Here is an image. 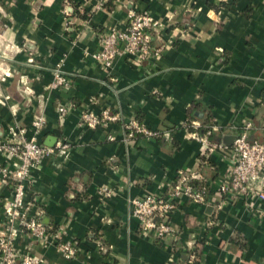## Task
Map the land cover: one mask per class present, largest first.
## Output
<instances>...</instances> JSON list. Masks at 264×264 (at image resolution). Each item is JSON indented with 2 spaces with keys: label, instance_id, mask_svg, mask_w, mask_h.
I'll return each mask as SVG.
<instances>
[{
  "label": "crops",
  "instance_id": "1",
  "mask_svg": "<svg viewBox=\"0 0 264 264\" xmlns=\"http://www.w3.org/2000/svg\"><path fill=\"white\" fill-rule=\"evenodd\" d=\"M132 10L162 24L154 44L163 51L142 66L118 56L107 73L93 55ZM57 67L69 84L53 88ZM68 104L59 118L57 106ZM103 109L121 119L81 126L83 112ZM38 118L36 141L53 151L31 171L24 201L49 237L37 243L10 220L11 187L2 186L0 236L11 235L17 252L42 264H264V202L225 200L217 188L228 179L229 150L207 165L187 127L214 122L212 138L223 142L251 123L249 140L262 141L264 0H0V142L13 128L33 137ZM131 120L157 137L127 142L122 124ZM63 142L68 149L55 146ZM179 170L207 183V203L180 200L170 216L175 238L156 241L140 233L129 202L159 193ZM56 241L74 243V258Z\"/></svg>",
  "mask_w": 264,
  "mask_h": 264
},
{
  "label": "built area",
  "instance_id": "2",
  "mask_svg": "<svg viewBox=\"0 0 264 264\" xmlns=\"http://www.w3.org/2000/svg\"><path fill=\"white\" fill-rule=\"evenodd\" d=\"M103 2L97 4L95 9L101 8ZM70 9V7H69ZM71 11V9H70ZM69 21L71 12H65ZM162 27L147 11L132 10L128 14L127 25L122 30H112L101 36L100 51L93 58L110 72L116 57L123 56L133 66H142L147 61L157 58L163 51L162 46L154 44V37ZM69 84L60 68L53 71L52 87H63ZM72 105H58L59 118H64L71 110ZM119 114L103 109L99 114L85 111L80 116V124L88 129H96L106 124L118 122ZM44 121L38 118L33 122L34 136L25 137V130L11 129V137L6 142H0V188L9 185L11 196L5 201L4 209L11 221H18L26 234L35 242L45 243L49 237L47 227L36 216L29 215L28 205L24 201L25 192L31 182V171L39 166L42 159L53 151L52 148L39 144L36 135L42 129ZM125 140L130 142L137 137H157L158 132L147 128L138 120H131L122 124ZM191 128V139L198 142L202 148V157L207 160L217 153L224 157L230 152V168L228 179L218 185V192L225 200L243 198L258 199L264 202V133L262 141L249 140L251 123H247L240 131L233 135L231 145L212 139L218 126L214 122L201 124L192 121L187 126ZM264 130V129H263ZM109 141H113L111 136ZM62 150L68 149V144L55 145ZM195 173L179 170L173 183L165 186L159 193H144L142 196L129 202L130 216L138 220L140 233L150 235L156 241L175 238V231L170 222V216L182 199L188 202L204 205L207 203L209 186L206 182L202 187L192 186L191 182L197 180ZM105 197L111 191L103 189ZM246 206L253 212V204L247 202ZM12 237L0 236V264H42L36 256L29 252H17L12 245ZM55 250L65 259H72L76 253V246L70 242L56 241Z\"/></svg>",
  "mask_w": 264,
  "mask_h": 264
},
{
  "label": "trees",
  "instance_id": "3",
  "mask_svg": "<svg viewBox=\"0 0 264 264\" xmlns=\"http://www.w3.org/2000/svg\"><path fill=\"white\" fill-rule=\"evenodd\" d=\"M214 136V135H213ZM212 138V137H211ZM213 139V138H212ZM202 160V162H204V163H206L207 165L209 164H211V162H210V160H207V159H205L204 157H202L201 158ZM191 184H192V186H194V187H197V188H200V187H202V183L201 182H196V181H192L191 182ZM209 192H210V190H209ZM208 195H209V193H208Z\"/></svg>",
  "mask_w": 264,
  "mask_h": 264
},
{
  "label": "water",
  "instance_id": "4",
  "mask_svg": "<svg viewBox=\"0 0 264 264\" xmlns=\"http://www.w3.org/2000/svg\"><path fill=\"white\" fill-rule=\"evenodd\" d=\"M232 141H233V136H226L223 139V143L226 144V145H228V146L231 145Z\"/></svg>",
  "mask_w": 264,
  "mask_h": 264
}]
</instances>
